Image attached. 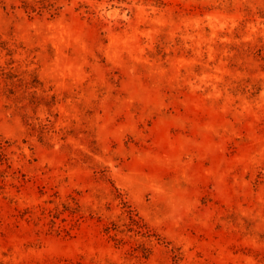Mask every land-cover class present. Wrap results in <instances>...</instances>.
Returning a JSON list of instances; mask_svg holds the SVG:
<instances>
[{
  "label": "rangeland",
  "instance_id": "rangeland-1",
  "mask_svg": "<svg viewBox=\"0 0 264 264\" xmlns=\"http://www.w3.org/2000/svg\"><path fill=\"white\" fill-rule=\"evenodd\" d=\"M0 264H264V0H0Z\"/></svg>",
  "mask_w": 264,
  "mask_h": 264
}]
</instances>
